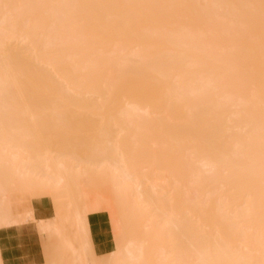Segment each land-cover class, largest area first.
I'll use <instances>...</instances> for the list:
<instances>
[{"label": "bare ground", "instance_id": "obj_1", "mask_svg": "<svg viewBox=\"0 0 264 264\" xmlns=\"http://www.w3.org/2000/svg\"><path fill=\"white\" fill-rule=\"evenodd\" d=\"M199 1L0 0V264H264V0Z\"/></svg>", "mask_w": 264, "mask_h": 264}, {"label": "rangeland", "instance_id": "obj_2", "mask_svg": "<svg viewBox=\"0 0 264 264\" xmlns=\"http://www.w3.org/2000/svg\"><path fill=\"white\" fill-rule=\"evenodd\" d=\"M199 3H200V5H202V6L204 5V3L202 2V0H200ZM180 13H181L182 15H185V14H186L185 9L182 8V9L180 10ZM48 210H49V207H48ZM102 222H103L102 220L94 219L93 224H96V226H97V224L101 226V225H103ZM106 240H107L106 237H103L102 243H105Z\"/></svg>", "mask_w": 264, "mask_h": 264}]
</instances>
